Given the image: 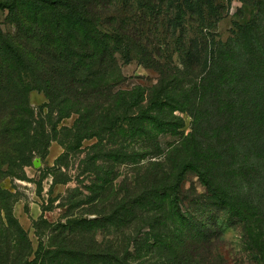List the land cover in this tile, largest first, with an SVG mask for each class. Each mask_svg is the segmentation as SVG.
<instances>
[{
    "label": "trees",
    "instance_id": "16d2710c",
    "mask_svg": "<svg viewBox=\"0 0 264 264\" xmlns=\"http://www.w3.org/2000/svg\"><path fill=\"white\" fill-rule=\"evenodd\" d=\"M239 1L253 12L246 17L240 9L231 36L207 42L196 36L208 35L228 13L216 0H0L17 29L16 36L0 29V179L4 168L47 154L52 141L68 151L93 137L99 142L90 148L97 150L88 158L91 166L101 157L135 167L132 185L122 189L113 185L114 174L103 179L91 167L95 178L86 204L92 208L85 213L95 217L55 225L36 250L0 198V226L26 242V255L18 259L226 264L217 245L220 215L258 240L264 219V0ZM105 16L110 33L100 30ZM116 54L125 64L135 60L154 70L153 85L120 87ZM32 92L46 99L38 113L29 104ZM183 114L190 117L187 132ZM71 115H77L73 126L59 128ZM166 134L177 140L164 150L159 137ZM188 173L202 194L182 189ZM255 250L264 264L263 251ZM10 253L9 246L0 247V259Z\"/></svg>",
    "mask_w": 264,
    "mask_h": 264
},
{
    "label": "rangeland",
    "instance_id": "374dc122",
    "mask_svg": "<svg viewBox=\"0 0 264 264\" xmlns=\"http://www.w3.org/2000/svg\"><path fill=\"white\" fill-rule=\"evenodd\" d=\"M216 1L218 4L227 7L228 13L214 25L213 30L208 35L196 36L201 41H226L231 36V31L234 27L233 22L239 20L237 16L239 10L241 9L246 17H249V13L253 12L251 8L243 7L239 0H231L229 4L228 0ZM107 16L101 19L100 30L110 33L111 30L106 25ZM120 17H123V13L113 18L117 19ZM0 29L2 33L9 36L17 35V29L9 20V12L7 10H0ZM171 38L170 36L166 40L171 44L170 51H173L174 46L171 43ZM116 60L120 65V77L122 80L120 87L125 89H130L133 86L150 88L155 82L157 73L154 70L144 68L135 60L125 64L119 54H116ZM44 102H46V99L41 93L32 92L29 96V104L35 113L39 112ZM43 111L47 113V109L44 108ZM182 116L185 122L184 130L187 132L190 117L186 114ZM76 118L77 115L65 118L59 128L61 126L71 128ZM60 135L59 138L64 140V136ZM176 140V137L169 134L159 137V143L164 150ZM98 142L96 137L85 139L78 149H68L66 151V148L69 147L64 148L58 141H52L47 154L33 155L30 163L25 166L12 165L3 169L4 175L0 179L2 204H5L4 207L12 214L24 234H27L33 250H36L38 241L47 242L46 238L50 235V230L55 225L65 224L67 220H74L80 217H95L85 213L92 208V206L86 204L91 196L89 187L95 178L94 173L92 171L89 172L91 167L103 179L111 178V175L114 174L112 178H115L113 185L116 189L132 185L134 177L132 173H134L135 167L129 164L106 161L101 159V157L93 160L96 162L93 166L87 162L88 158L97 152L96 149L90 150V148L98 144ZM103 154L104 151H102L100 156ZM34 162H38L39 166L35 167ZM109 172H112V174L108 177L102 175ZM54 181L60 182V184L53 185ZM182 189H193L198 194L204 192V188L199 184L197 177L190 173L184 176ZM2 214L1 210L0 218ZM217 221L216 227L221 231V237L217 243L218 253L226 264H262L260 263L261 257L255 249L262 250L261 248L264 246V219L262 220L263 227L261 231H255V234L259 236L257 241L248 239L242 224L228 221L225 215H220ZM2 231L4 232L0 226V232L2 233ZM104 235L105 233L102 231H97V240L101 241ZM15 240L17 241L15 231L10 228L7 230L5 226V232L2 237L0 235V242L3 244L0 247L5 249V246H9L11 253L10 257L6 256L4 260L1 257L0 264H26V258L24 261H22L23 258L18 259V256L26 255V242L17 241V246ZM262 251L264 253V250ZM263 253H260L261 256Z\"/></svg>",
    "mask_w": 264,
    "mask_h": 264
},
{
    "label": "water",
    "instance_id": "95a60500",
    "mask_svg": "<svg viewBox=\"0 0 264 264\" xmlns=\"http://www.w3.org/2000/svg\"><path fill=\"white\" fill-rule=\"evenodd\" d=\"M34 166L38 167L39 166L38 162H34Z\"/></svg>",
    "mask_w": 264,
    "mask_h": 264
}]
</instances>
